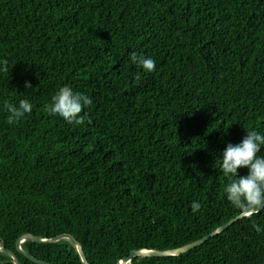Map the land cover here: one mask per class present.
Returning <instances> with one entry per match:
<instances>
[{
  "label": "trees",
  "instance_id": "16d2710c",
  "mask_svg": "<svg viewBox=\"0 0 264 264\" xmlns=\"http://www.w3.org/2000/svg\"><path fill=\"white\" fill-rule=\"evenodd\" d=\"M3 68L0 247L20 264H39L18 251L23 236L71 235L90 264H120L242 215L216 162L247 131L264 134V0H0ZM63 86L93 100L81 125L45 111ZM21 99L32 112L8 124L6 104ZM253 223L264 226V211L180 256L133 264H264ZM22 249L39 262L84 264L69 239ZM0 264L15 261L0 251Z\"/></svg>",
  "mask_w": 264,
  "mask_h": 264
},
{
  "label": "clouds",
  "instance_id": "9594fccd",
  "mask_svg": "<svg viewBox=\"0 0 264 264\" xmlns=\"http://www.w3.org/2000/svg\"><path fill=\"white\" fill-rule=\"evenodd\" d=\"M130 60L147 73L156 70V60L153 58L132 53ZM0 70L7 71L6 68ZM25 88H31V83L25 81ZM92 103V98L86 93L63 86L45 105V111L50 116L68 124L81 125L85 122L82 113ZM6 108L9 113L7 123L15 124L32 112L33 105L29 100L21 99L18 104H6ZM262 149H264V134L255 130L247 131L239 143H228L216 162V165H219V171L228 179L224 188L227 201L244 217L258 215L264 211V154H261ZM241 169H246V174L241 175ZM201 207L198 201L191 204L193 213L199 212ZM253 228L257 234L264 233V226L253 223Z\"/></svg>",
  "mask_w": 264,
  "mask_h": 264
},
{
  "label": "water",
  "instance_id": "95a60500",
  "mask_svg": "<svg viewBox=\"0 0 264 264\" xmlns=\"http://www.w3.org/2000/svg\"><path fill=\"white\" fill-rule=\"evenodd\" d=\"M242 218H244L243 215L237 217L236 219L230 221L228 224L220 227L219 229L215 230L212 234H210L209 236L205 237L204 239H201L197 242H194L192 244H189L187 246H184L182 248L179 249H173V250H169V251H154V250H137V251H133L132 254L126 258L125 260L121 261L120 264H133V260L135 257H170V256H180L186 252H189L203 244H205L207 241H209L211 238H214L220 234H222L223 232H225L227 229H229L232 225H234L236 222H238L239 220H241ZM63 239H69L71 240L76 246L77 249L82 257L83 263L84 264H90L88 262V259L86 257V254L83 250V246L80 242H78L73 236L71 235H61L52 239H37V238H33L31 236H23L21 237L18 242H17V249L19 252H21L22 254H24L25 256H27L28 258L32 259L33 261H35L36 263L39 264H48V263H44V262H39L36 261L35 259H33V257H31L28 253L24 252V250L22 249V244L26 241H34V242H38V243H57ZM0 251L1 252H5L10 254L15 261V264H20L19 259L16 255V253H14L13 251L4 249L0 247Z\"/></svg>",
  "mask_w": 264,
  "mask_h": 264
}]
</instances>
